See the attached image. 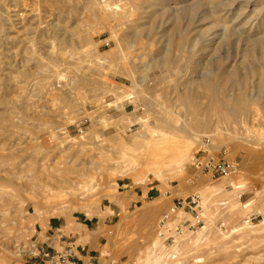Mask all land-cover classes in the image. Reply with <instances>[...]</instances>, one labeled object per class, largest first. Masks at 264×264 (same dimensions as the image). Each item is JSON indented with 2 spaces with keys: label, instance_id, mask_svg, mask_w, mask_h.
Segmentation results:
<instances>
[{
  "label": "rangeland",
  "instance_id": "rangeland-1",
  "mask_svg": "<svg viewBox=\"0 0 264 264\" xmlns=\"http://www.w3.org/2000/svg\"><path fill=\"white\" fill-rule=\"evenodd\" d=\"M136 12L135 0H0V264L34 263L53 222L87 224L97 264H264V156L249 159L264 127L238 143L215 108L187 113L176 84L217 61L184 46L156 66L161 49L130 38ZM191 114L201 133L183 130ZM205 139L232 174L191 167Z\"/></svg>",
  "mask_w": 264,
  "mask_h": 264
},
{
  "label": "bare ground",
  "instance_id": "bare-ground-1",
  "mask_svg": "<svg viewBox=\"0 0 264 264\" xmlns=\"http://www.w3.org/2000/svg\"><path fill=\"white\" fill-rule=\"evenodd\" d=\"M135 1L138 19L130 38L139 41L147 34L144 42L161 49V57L158 62H154L155 65H168L172 59L169 51L184 46H190L192 53L197 46L206 52L209 57H198L201 62L210 58L217 61L216 73L213 72L214 69H206L209 75L200 71L199 78L192 76L183 81L182 89V82L176 84L187 113L198 112L199 108L205 112L215 108L219 121L227 123L235 131L234 140L238 143L246 141L245 131L251 125L264 127V0ZM108 10L114 17L124 15V11L118 7ZM158 16L162 20L160 26ZM206 24L210 31L198 30ZM224 50H227L226 56L223 55ZM190 60L196 63L195 71L203 70L197 65L194 56ZM211 96L214 103L211 101L206 105L204 100ZM190 116L193 117V122L186 118L183 123L184 131L198 134L201 132L197 129L208 126L204 119L200 121L193 114ZM208 139L211 140L209 137ZM260 150L249 153V159L263 157L264 148ZM243 167L244 165L240 168ZM161 201H156V206L162 204ZM247 220L241 225L242 228L233 233L252 230L255 226L247 225ZM261 224L264 225V222Z\"/></svg>",
  "mask_w": 264,
  "mask_h": 264
},
{
  "label": "crops",
  "instance_id": "crops-1",
  "mask_svg": "<svg viewBox=\"0 0 264 264\" xmlns=\"http://www.w3.org/2000/svg\"><path fill=\"white\" fill-rule=\"evenodd\" d=\"M67 232L61 231L62 226H56L53 222L48 230L40 231L37 235L38 243H41L40 251L35 255V261L32 264H41L40 255L42 252H59L57 247L73 246L75 264H97L95 256L97 240L95 234L87 229V224L73 223L67 225ZM62 249V250H63Z\"/></svg>",
  "mask_w": 264,
  "mask_h": 264
},
{
  "label": "built area",
  "instance_id": "built-area-1",
  "mask_svg": "<svg viewBox=\"0 0 264 264\" xmlns=\"http://www.w3.org/2000/svg\"><path fill=\"white\" fill-rule=\"evenodd\" d=\"M208 144L209 141L207 139L203 140V145H201L200 150H198L195 156L190 160L191 167L196 173L209 176L211 179L216 177L224 178L232 174L235 170L233 163L214 159L213 156L208 154ZM189 203L195 205L193 200ZM202 223L200 216L196 214L193 216V223H189L188 228L193 229L200 226ZM40 258L42 259L41 264H75L74 248L70 245L59 252H42Z\"/></svg>",
  "mask_w": 264,
  "mask_h": 264
}]
</instances>
